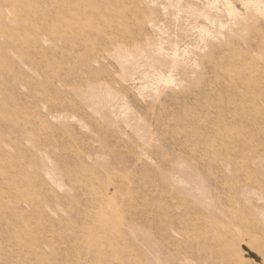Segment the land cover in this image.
<instances>
[{
  "label": "rangeland",
  "instance_id": "obj_1",
  "mask_svg": "<svg viewBox=\"0 0 264 264\" xmlns=\"http://www.w3.org/2000/svg\"><path fill=\"white\" fill-rule=\"evenodd\" d=\"M0 264H264V0H0Z\"/></svg>",
  "mask_w": 264,
  "mask_h": 264
}]
</instances>
